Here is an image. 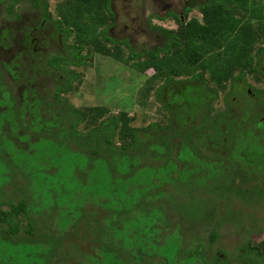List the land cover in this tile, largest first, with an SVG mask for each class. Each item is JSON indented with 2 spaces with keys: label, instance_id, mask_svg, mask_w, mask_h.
Wrapping results in <instances>:
<instances>
[{
  "label": "trees",
  "instance_id": "obj_1",
  "mask_svg": "<svg viewBox=\"0 0 264 264\" xmlns=\"http://www.w3.org/2000/svg\"><path fill=\"white\" fill-rule=\"evenodd\" d=\"M32 1L53 20L57 31L51 34L57 43L58 34L66 39L73 35L75 38L69 57L58 53L48 60L49 65L67 74L64 83L56 85L57 103L65 102L61 95L72 87V77L78 75L66 65L85 64L94 50L130 64L139 72L153 68L150 81L165 80L156 89V98L170 111L172 122L169 129L174 134L168 133L158 123L151 125L150 129L155 126L158 132L163 130L167 134L155 133L156 130L152 134V130L137 128L134 126L135 118L128 110L112 113L106 106L88 109L69 106L75 119L64 135L66 141L78 135V126L89 119V141H103L106 152L105 198L98 203L109 213L104 216L101 232L92 236L86 227L93 228L94 220L87 222L85 217L88 215L81 214L84 203L79 204L78 201L75 207L77 215L70 221L65 220L70 212L67 209V213L63 212L64 207L57 203L49 209L57 217L55 230L49 228L42 234L44 239L36 240L32 235L36 225L33 215L35 203L34 199L27 197L17 203L0 200V225L6 224L4 236L6 234L14 242L26 246L37 244L45 248L43 245L50 244L55 249L62 245L64 237H73L83 230L85 236H91V240L98 243L90 253L82 254L89 256L87 259L82 257L83 264H264V244L258 247L246 238L236 247L237 252L233 256L227 252L221 256L208 252L202 237L207 234L208 239L215 242L217 233L211 228L215 223L225 227L229 214L234 213L227 201L233 204L238 199L243 204L259 205V200L263 199L264 188L244 189L235 185L237 178L248 184L264 178V121L259 111L261 103L264 104V87L255 91L250 88L253 94L240 87L246 82V70H253L264 79V69L260 67L264 57V0H186L187 7L183 13L170 12L167 16L179 22V30L175 32L151 24L153 31L164 35L165 42L154 47L146 45L148 48H137L140 43L134 45L128 39L120 40L110 35L109 28L115 24L116 16L112 0H58L55 5L59 13L57 18L49 12L48 0ZM195 5L202 14L201 19L187 17ZM31 40L28 39L29 42ZM19 42L25 43L24 40ZM85 47L89 48L88 53L82 55ZM126 48L128 54L125 56ZM13 62L8 69L12 70ZM207 73L216 88H208ZM178 77H186L187 80L177 82ZM3 78L0 76L2 83ZM13 78L16 79L15 76ZM226 80L232 81L231 93L225 98L227 107L216 118H211V102L217 98L219 88ZM189 86L198 88L195 101H172L176 96L187 95ZM0 89V99L6 96L10 101L0 104L1 131L17 127L23 121L30 122L33 115H39V109L32 108L27 102L20 104L17 111L13 99L7 95L8 91L6 93L1 85ZM149 91L147 88L144 93ZM237 105L238 111L233 114ZM175 138L177 141L182 138L181 144H173ZM174 146L178 147L176 154ZM200 148L211 152V155H204ZM165 170L164 178H160ZM214 173L216 184L202 189L210 194V199L206 198L205 205L193 207L201 192L199 184L193 180H208ZM174 182L182 184L184 194L177 196L172 193ZM166 185L171 188L164 189ZM156 191H170L169 198L173 200L166 201L163 195L154 197ZM190 197L192 202L177 201L189 200ZM202 206L206 207L204 211ZM63 213L64 217L61 216ZM236 216L237 221L239 217ZM22 217L28 220L26 236L19 235ZM106 220H109L108 226ZM121 223L125 234L119 232ZM82 224L84 228H81ZM61 230L62 233H58ZM246 232L249 236L251 229H246Z\"/></svg>",
  "mask_w": 264,
  "mask_h": 264
},
{
  "label": "rangeland",
  "instance_id": "obj_2",
  "mask_svg": "<svg viewBox=\"0 0 264 264\" xmlns=\"http://www.w3.org/2000/svg\"><path fill=\"white\" fill-rule=\"evenodd\" d=\"M147 2L144 5L142 0H113V9L116 16L114 29L110 31V35L117 36L120 40L131 39L134 45L140 43L137 48L154 47L157 44L164 45L165 39L159 40L161 36L158 37L157 34L159 33L153 31L149 25L155 24L177 32L180 28L179 22L172 16L167 17L165 11L164 13L158 11L165 18L157 16L151 18L153 15L150 14L154 11V8L149 0ZM169 2L173 4V8L181 13L186 10L187 3H184L185 0H169ZM56 4H58V0H50V7L48 8L54 18H57L59 14L55 9ZM188 14L189 19L195 16L202 18L197 5L193 6ZM41 19V10L32 3V0H3L0 3V33L3 30L2 28H9L11 31L10 41L7 42L8 49L3 50L0 47V69L2 72H6L2 62L10 61L21 52L22 46L19 41L24 36L31 34L32 37H37L39 41L36 58L32 53L20 54L22 63L17 69L22 79L14 82L9 73H5L6 90L10 92L16 101L18 111L22 93L19 86L30 84V80L34 78L31 84L38 88L39 96L43 98V102H47L50 106L49 111L46 109V105L43 106L42 111H39L40 116L34 115V117H31L30 122L23 121L17 127H12V129L0 130V200H12L17 203L22 198L34 199L33 215L35 216L34 222L36 225L33 226L35 233L33 232L32 235H35L36 240L44 239L42 234L48 231L49 228L55 230V218L57 219V217L53 216L52 211L50 213L49 209L51 207L59 203V207H64L63 212H70L67 213L68 216L65 220L70 221L71 218L75 220L74 217L77 215L75 207L79 201V204L84 203L81 214L88 215L87 217L81 215V217H85L87 222L94 220L93 228L86 226L94 236L95 233L101 232L104 216L109 213L101 208V203H98L105 198L104 159L106 152L102 146L103 141H97L96 139L89 141V119L86 123L78 126L80 138L76 135L77 137L72 136L68 142L66 141L64 135L67 134L68 126L75 119L74 114L69 110V106L79 109L106 106L112 113L128 110L134 116V126L137 128H147L149 131L152 130L153 134V131L156 130L155 133H157L159 130L155 126L150 129V126L158 123L166 128L167 132L169 131L168 133L174 134L169 129L172 122L170 111L156 98V89L162 86L165 80L161 78L150 81L154 73L153 68H149L145 72H139L130 64L93 50L88 55L85 64L75 65L69 63L66 65L67 69H72L78 75L72 77V87L61 95L65 102L57 103L54 96L56 85L64 83V77H67V74L49 65L48 60L53 56H57L58 53L69 57L75 38L74 35L67 39L62 36V43L58 45L49 38L52 35V30L49 29L48 31L46 26H40ZM87 49L89 48L85 47L82 55L88 53ZM125 54H128L127 48L124 51ZM260 67L264 69V57L261 60ZM237 73L238 71L235 75ZM68 75L71 74L68 73ZM206 76L209 81L208 88L210 90L216 88L214 83L210 81L209 73ZM245 77L246 82L240 85L241 89L251 88L255 91L264 87V79L253 70H246ZM186 80V77L176 78L177 82ZM1 87L5 90L3 86ZM181 87L183 88V85ZM147 88H150V91L145 94ZM231 88V80H226L225 84L219 88V95L211 102V118H216L217 114L227 107L225 98L231 93ZM186 91L187 95L184 93L182 96H176L172 101H195L198 98L197 87L189 86ZM40 97H36L31 103L41 104ZM3 102L9 103L10 101L5 96V99H0V104ZM238 108V105L235 106L232 113L236 114ZM259 111L264 116L263 102ZM24 114L26 113L24 112ZM20 116H23V112ZM197 120L200 122L201 118L198 117ZM30 123L31 127L29 126ZM158 134L167 133L162 130ZM117 138H115V141ZM174 142L181 144L182 138L178 141L175 138L172 140L173 144ZM155 146L154 144L153 148ZM174 149L175 154L178 153V147L174 146ZM200 150L204 155H211V152L206 151L204 148H200ZM166 172L167 170L163 171L160 178H164L163 173ZM137 180L140 179L137 177ZM215 180V173L208 180L202 178L193 180L201 188L197 204H193V207L206 204V198H209L208 195L210 194L204 192L203 188L215 185ZM172 186L173 194L177 196H179L178 194H184L185 190L180 182H174ZM235 186L244 189L248 187L264 188V178H259L251 183L249 182V184L241 183L240 178H237ZM169 187L171 188V186L166 185L164 189ZM262 190L264 191V189ZM159 195H163L166 201L173 200L170 199L171 197L169 198L170 191H156L154 193V197ZM148 199L150 200V198ZM191 199L192 197L189 200L183 198L177 201L184 203L191 201ZM86 202L89 205H86ZM223 202L222 205H225ZM227 203L232 205L234 213L229 214L225 227L221 228L218 223H215L214 227L211 228L217 233L215 242L212 243L207 234L202 236L208 247V252H211V254L219 253L221 256L224 252H227L233 256L237 252L236 247L246 238H249L252 245L261 247L264 244V193L263 199L259 200V205L243 204L238 199L234 200L233 204L230 201H227ZM204 208L206 207L202 206V210ZM65 213L61 216L64 217ZM236 215L239 217L237 221L235 220L237 219ZM124 220L128 225V218ZM27 222L28 220L21 218L19 224L22 228L19 235H27L25 232ZM99 222H101L100 228L98 227ZM106 223L108 226L109 220H106ZM120 226L119 232L125 234L122 223ZM81 228H84L83 224ZM259 228L263 230L260 231ZM246 229H251L249 236ZM5 231L6 224H1L0 264H83L81 262L82 257L87 259L89 256H82V254L90 253L91 248L98 244L91 240V236H85L83 230H80L73 237L65 238L62 235L64 237L63 243L55 249L51 248L50 244L43 245L45 248L37 244L26 246L23 243L14 242L6 234L4 236ZM60 232L62 233V230L58 233ZM52 251H54V254L49 253Z\"/></svg>",
  "mask_w": 264,
  "mask_h": 264
},
{
  "label": "flooded vegetation",
  "instance_id": "obj_3",
  "mask_svg": "<svg viewBox=\"0 0 264 264\" xmlns=\"http://www.w3.org/2000/svg\"><path fill=\"white\" fill-rule=\"evenodd\" d=\"M143 1V4L144 5H146V3H148L147 2V0H142ZM151 3H152V7L154 8V11H152L151 12V16L153 15V16H163L162 15V13H164V11H165V15L166 16H168V14L170 13V12H176V13H178L179 12V10H177L176 8H173V4L172 3H170L169 2V0H149ZM186 1V0H185ZM1 3V2H0ZM32 3H33V1H32ZM184 3H187V1L186 2H184ZM34 4V3H33ZM50 7V0H48V8ZM112 7H113V0H112ZM38 8H40V10H41V17H42V19H41V24H40V26H42V25H44V26H46L47 28H48V31H49V28H52V31H54V30H56V28H55V24H54V22H53V20L52 19H49L46 15H45V13H44V11H43V8L41 9V7L39 6ZM114 10V9H113ZM158 11H161L162 13H158ZM116 14V13H115ZM182 19H184V17H182ZM46 23H47V25H46ZM115 25V24H114ZM114 25L112 26V27H110L109 28V31H112L113 29H114ZM149 27L151 28V25H149ZM3 30L1 31V33H0V47H2V49L3 50H6V49H8V47H9V45H8V39L9 38H11V35H10V29L9 28H2ZM57 31V30H56ZM55 31V32H56ZM155 32H157V31H155ZM159 33V32H158ZM58 33L56 32V35H57ZM158 35V37H160L159 38V40H164L165 39V37H164V35L163 34H161V33H159V34H157ZM52 36V35H51ZM49 37L50 38V40L51 41H55L54 39H53V37ZM62 36L63 35H59L58 34V42L59 43H57L56 41V43L58 44V45H60L61 43H62ZM113 37H116V38H118L117 36H113ZM29 38H31L32 40H31V42H29L28 41V39ZM119 39V38H118ZM21 40H24L25 41V43H23V44H21L20 43V45L22 46V49H21V52L19 53V54H17V56L16 57H14V58H12V59H10V61H8V62H2V64H3V67L6 69V72H2V70L0 69V76H5V73H9V75L11 76V78L13 79V81L14 82H16V81H19L20 79H22V77L19 75V72H18V69L17 68H19V66L21 65V60L22 59H20V54H26V53H32L33 55H34V58H36V54L38 53V44H39V41H38V38L37 37H32L31 36V34H29L28 36H24V38L23 39H21ZM131 43L133 42L131 39H128ZM27 42V43H26ZM1 49V48H0ZM37 52V53H36ZM24 58V57H23ZM12 61H14L12 64H14V66H12L11 68H12V70H10V69H8V65H10L9 63H11ZM16 77V79H14L13 77ZM4 79V78H3ZM34 79V78H33ZM33 79L32 80H30V84H25V85H20L19 86V89H20V91L22 92L21 93V102H19V104H18V107L20 106V104H22V103H28V104H30V106L32 107V108H38L39 109V111H42V107L43 106H45L46 105V109L48 110V109H50L49 107V105L47 104V102H43V98H41L40 96H39V94H38V92H37V90H38V88L37 87H35V86H33L31 83H32V81H33ZM4 81V83H2V81H1V79H0V85L1 86H3V88L4 89H7V84H6V82H5V79L3 80ZM5 91V90H4ZM247 91H248V93L249 94H253V92H252V90L250 89V88H248L247 89ZM0 92H1V89H0ZM6 93H7V90H6ZM7 95L11 98V99H13V101H14V104L16 103V101L14 100V98L12 97V95L10 94V92L8 91V93H7ZM38 95V96H37ZM54 96H55V94H54ZM36 97H40L41 99H40V101H41V104H39V105H37L36 103H31L32 101H33V99H36ZM55 99H56V97H55ZM15 106H16V108H17V105L15 104ZM29 106V107H30ZM32 108H30V109H32ZM33 117H34V115H33ZM261 119L264 121V116L263 117H261Z\"/></svg>",
  "mask_w": 264,
  "mask_h": 264
}]
</instances>
